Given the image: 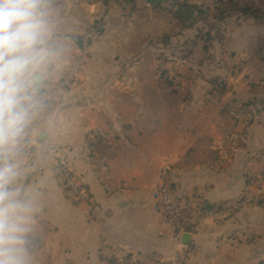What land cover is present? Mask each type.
<instances>
[{"label":"crops","instance_id":"obj_1","mask_svg":"<svg viewBox=\"0 0 264 264\" xmlns=\"http://www.w3.org/2000/svg\"><path fill=\"white\" fill-rule=\"evenodd\" d=\"M225 2L44 1L51 55L29 91L82 64L56 104L32 112V144L0 161L15 166L10 188L27 209L11 245L24 264H113L116 249L142 264H264V7ZM228 135L241 146L215 162L208 143ZM60 160L85 198L63 188ZM163 180L191 207L189 244L160 223Z\"/></svg>","mask_w":264,"mask_h":264},{"label":"clouds","instance_id":"obj_2","mask_svg":"<svg viewBox=\"0 0 264 264\" xmlns=\"http://www.w3.org/2000/svg\"><path fill=\"white\" fill-rule=\"evenodd\" d=\"M46 25L44 0H0V156L15 151L36 107L26 77L51 55ZM15 175L10 161L0 163V264H24L11 247L22 231L17 214L27 210L10 188Z\"/></svg>","mask_w":264,"mask_h":264},{"label":"built area","instance_id":"obj_3","mask_svg":"<svg viewBox=\"0 0 264 264\" xmlns=\"http://www.w3.org/2000/svg\"><path fill=\"white\" fill-rule=\"evenodd\" d=\"M182 56V53L177 54L176 62L178 64L182 61ZM81 64L82 58L79 56L73 61L70 69L64 73L62 79L55 87H36V89L31 92L34 99L37 101L36 107L32 112L56 104L61 94L75 82ZM167 78L170 82L175 83L177 81V72L173 71ZM29 125L30 123L28 121L22 135L19 137V140L22 141L24 146H30L33 141L32 130ZM241 139L242 137L239 139L233 135H228L224 140L218 143L209 142L208 146L215 153V162H224L228 160L233 153L240 148L241 143L239 140ZM3 157L5 156H0V160ZM57 168L62 179L63 188L68 193L72 194L76 200L85 198L86 189L79 176L70 168L68 163L60 160L57 162ZM252 181L254 182L255 180ZM176 191L172 183L163 180L158 187L156 200L159 207L160 223L170 227L173 230L174 237L180 239L185 233L190 234L191 207L178 198ZM247 202L246 198H242L236 201L229 209H225L223 205H218L214 210H202L200 212V217L204 218L210 215L216 219H220V215H222L223 212L231 214ZM112 256L114 259L113 264H142L133 254L127 253L124 249H116ZM183 256L182 254L175 256L171 264H182Z\"/></svg>","mask_w":264,"mask_h":264},{"label":"rangeland","instance_id":"obj_4","mask_svg":"<svg viewBox=\"0 0 264 264\" xmlns=\"http://www.w3.org/2000/svg\"><path fill=\"white\" fill-rule=\"evenodd\" d=\"M248 4H249V0H230V2H227V0H226V2H225L226 7H229L232 5H236V7H241V6L243 7V5H248ZM257 6L264 7V0H259V3L257 4ZM222 13H225V12H222ZM258 46H259V42H258L257 46L254 48V53L259 55Z\"/></svg>","mask_w":264,"mask_h":264},{"label":"trees","instance_id":"obj_5","mask_svg":"<svg viewBox=\"0 0 264 264\" xmlns=\"http://www.w3.org/2000/svg\"><path fill=\"white\" fill-rule=\"evenodd\" d=\"M259 42V46H258V50H259V55L263 56V52H264V36H262L261 38H259L258 40ZM163 77L165 78V72L163 73ZM98 135H96V140H97ZM242 140V139H241ZM95 146V145H94ZM1 161V160H0ZM252 180V179H250Z\"/></svg>","mask_w":264,"mask_h":264},{"label":"water","instance_id":"obj_6","mask_svg":"<svg viewBox=\"0 0 264 264\" xmlns=\"http://www.w3.org/2000/svg\"><path fill=\"white\" fill-rule=\"evenodd\" d=\"M41 136H43V135L41 134ZM182 242L184 244H189V242H190V234L189 233H185L184 235H182Z\"/></svg>","mask_w":264,"mask_h":264}]
</instances>
